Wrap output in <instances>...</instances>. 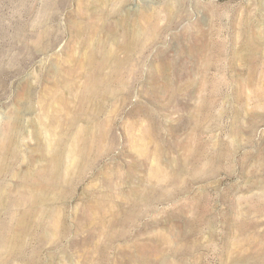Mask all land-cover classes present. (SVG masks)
<instances>
[{
    "label": "rangeland",
    "instance_id": "obj_1",
    "mask_svg": "<svg viewBox=\"0 0 264 264\" xmlns=\"http://www.w3.org/2000/svg\"><path fill=\"white\" fill-rule=\"evenodd\" d=\"M0 221V264H264V0H0Z\"/></svg>",
    "mask_w": 264,
    "mask_h": 264
},
{
    "label": "bare ground",
    "instance_id": "obj_2",
    "mask_svg": "<svg viewBox=\"0 0 264 264\" xmlns=\"http://www.w3.org/2000/svg\"><path fill=\"white\" fill-rule=\"evenodd\" d=\"M80 147V146H79ZM81 150H82V148H81ZM77 151V150H76ZM80 151V150H79ZM76 154V153H75ZM79 154V153H78ZM80 156V155H79ZM79 158V157H78ZM77 158V159H78ZM25 185V184H24ZM39 194H40V192H38ZM44 194V193H43ZM14 195V194H13ZM10 196V195H9ZM10 197H12V196H10ZM32 197V196H31ZM13 198V197H12ZM46 199V198H45ZM144 199V198H143ZM142 199V200H143ZM50 200V199H49ZM39 201H41V200H39ZM50 202V201H49ZM53 202V201H52ZM146 203H147V200H146ZM148 203H150V202H148ZM4 204L6 205V203L4 202ZM21 205V201L19 202L18 200H13V202H12V204H11V207H8V208H10L11 210H10V212H9V219H10V221H6V222H4V223H2L3 224V229H4V237H5V241L6 242H4L5 243V245H9V246H11V243H12V240H13V237H14V231H13V228H14V222H15V220H16V216H15V213H16V211H19V210H14V207L16 206L17 208L19 207ZM43 205H45V204H43ZM44 212V211H43ZM33 213H35V211L33 212ZM41 213H42V211H41ZM40 213V214H41ZM46 213V212H45ZM53 213V212H52ZM44 215V213L42 214V216ZM50 215V214H49ZM6 216V215H5ZM33 216H34V214H33ZM3 217V216H2ZM7 217H8V215H7ZM50 217V216H49ZM49 217H47V218H49ZM2 219H4V220H6L5 218H2ZM88 219V218H87ZM127 219V218H126ZM34 220V219H33ZM49 220H50V218H49ZM124 220V219H123ZM128 220V219H127ZM126 220V221H127ZM12 221H13V224H12ZM18 221V220H17ZM20 221V220H19ZM32 221V220H31ZM1 222V221H0ZM42 222H44V221H42ZM46 222V221H45ZM40 225H42V224H40ZM30 226V225H29ZM43 226V225H42ZM47 226V225H46ZM18 227V226H17ZM39 227V226H38ZM45 227V226H44ZM47 228V227H46ZM44 229V228H43ZM48 229V228H47ZM64 230V229H63ZM25 231V230H24ZM44 231V230H43ZM58 231V230H57ZM60 231V230H59ZM64 232V231H63ZM60 236V235H59ZM124 236V235H123ZM45 239V238H44ZM2 240V239H1ZM17 241V240H16ZM3 252V251H2ZM143 255H144V253H143ZM142 255V256H143ZM141 256V255H140ZM264 258V257H263ZM264 260V259H263Z\"/></svg>",
    "mask_w": 264,
    "mask_h": 264
}]
</instances>
